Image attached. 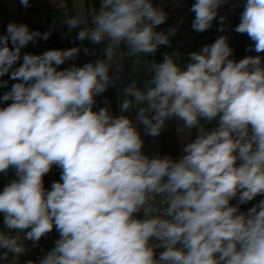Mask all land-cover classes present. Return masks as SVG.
Listing matches in <instances>:
<instances>
[{
  "label": "clouds",
  "instance_id": "obj_1",
  "mask_svg": "<svg viewBox=\"0 0 264 264\" xmlns=\"http://www.w3.org/2000/svg\"><path fill=\"white\" fill-rule=\"evenodd\" d=\"M49 2L63 18L48 30L9 21L0 34V175L14 173L0 190V264H264V0H244L234 28L220 13L231 0H195L193 31L218 22L256 54L236 60L221 35L186 63L179 49L155 59L184 18L160 30L169 13L154 0H99L79 16ZM57 25L80 45L23 51ZM81 52L102 55L79 65ZM129 60L142 83H122ZM110 88L117 113L98 106ZM169 121L179 156H149L146 138ZM53 231L47 252L21 261Z\"/></svg>",
  "mask_w": 264,
  "mask_h": 264
},
{
  "label": "water",
  "instance_id": "obj_2",
  "mask_svg": "<svg viewBox=\"0 0 264 264\" xmlns=\"http://www.w3.org/2000/svg\"><path fill=\"white\" fill-rule=\"evenodd\" d=\"M195 0H182L181 4L178 6L173 3V0H154V3L161 5L169 13V18L165 24L160 26V30H166L169 26L177 24L181 18H184V22L179 26L178 34L173 38L172 47L164 48L162 47L159 52L156 53L155 59L160 61L162 59V52H171L175 49H179L183 56V63L187 62L186 53L192 51H198L203 45L212 43L218 36L226 35L229 37V42L234 49V58L239 60L247 55H255L256 53L246 52V48L252 43L246 34H237L233 30H226L224 32L217 31L219 23H214L212 29L204 33H196L191 29V22L194 18V13L189 11L191 4ZM244 0H231L228 6H224L220 9L222 15L228 16V24L231 28H234L239 23V15L243 10ZM231 4H237L238 6L235 10H231ZM99 8V0H67V11L75 15H87L90 8ZM53 18L62 19L63 10H58L53 7L49 0H32V7L24 9L19 3V0H0V34H3L9 21H15L17 23H26L30 26L32 30H39L41 32L49 29L52 24ZM78 29H74L71 35H67V27L63 28L57 25L53 29L52 35L48 40H40L37 44H29L27 48L23 51L33 52L36 54L43 53L45 50L57 48L66 49L74 46L80 45L79 41L74 39ZM83 46L90 48H102L103 46L91 45L89 42L85 41ZM102 55V52H98L97 56H86L81 52L75 63L83 65L85 62H89L98 58ZM72 63V62H69ZM68 64L62 65L61 67H67ZM138 79L143 82L146 78L144 72H138L135 65L131 60L126 62V69L124 74V80L122 83H126L129 79ZM8 79V77H4ZM9 84V87L11 86ZM4 91L0 89V92ZM107 98L110 101L111 110L117 113V90L115 88H110L103 96L97 97L98 106H103L104 99ZM205 123L206 128H213L216 126L214 121L211 124ZM192 137L195 138V129L192 131ZM145 152L149 156L156 154H170L174 158L178 157L179 152V142L176 133V122L169 121L168 127L161 135L157 138H146ZM60 176L59 170L53 168L52 172L45 176V186L50 187L52 181L58 180ZM14 177L13 172H9L8 176L0 175V190L3 186ZM234 203V201H233ZM3 228L2 216H0V229ZM30 250L31 245H29ZM34 256V252L32 253Z\"/></svg>",
  "mask_w": 264,
  "mask_h": 264
},
{
  "label": "crops",
  "instance_id": "obj_3",
  "mask_svg": "<svg viewBox=\"0 0 264 264\" xmlns=\"http://www.w3.org/2000/svg\"><path fill=\"white\" fill-rule=\"evenodd\" d=\"M259 199V197L257 198ZM235 203V201H234ZM245 208L247 206H244ZM53 246V241L50 242H43L39 243V247L33 249L32 251L30 250L26 256H21V261L27 260V259H33L35 256H42L45 252H47L51 247ZM34 252V256H32V253Z\"/></svg>",
  "mask_w": 264,
  "mask_h": 264
},
{
  "label": "built area",
  "instance_id": "obj_4",
  "mask_svg": "<svg viewBox=\"0 0 264 264\" xmlns=\"http://www.w3.org/2000/svg\"><path fill=\"white\" fill-rule=\"evenodd\" d=\"M56 238H58V234L55 231H53L51 234H49L47 238L42 239L39 243L50 242ZM29 245H30V242H29ZM37 258L39 257L38 256L33 257V259H37Z\"/></svg>",
  "mask_w": 264,
  "mask_h": 264
}]
</instances>
